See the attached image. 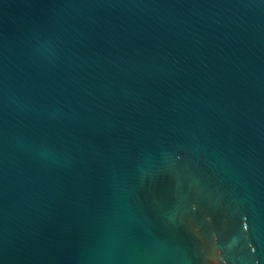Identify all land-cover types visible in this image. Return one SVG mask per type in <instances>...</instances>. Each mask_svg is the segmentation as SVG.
I'll use <instances>...</instances> for the list:
<instances>
[{
  "label": "water",
  "instance_id": "obj_1",
  "mask_svg": "<svg viewBox=\"0 0 264 264\" xmlns=\"http://www.w3.org/2000/svg\"><path fill=\"white\" fill-rule=\"evenodd\" d=\"M0 264H264V0H0Z\"/></svg>",
  "mask_w": 264,
  "mask_h": 264
}]
</instances>
